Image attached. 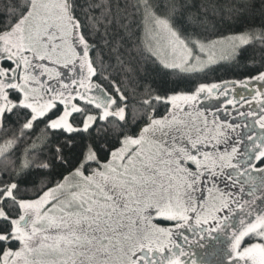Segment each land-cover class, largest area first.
I'll use <instances>...</instances> for the list:
<instances>
[{"label": "rangeland", "instance_id": "rangeland-1", "mask_svg": "<svg viewBox=\"0 0 264 264\" xmlns=\"http://www.w3.org/2000/svg\"><path fill=\"white\" fill-rule=\"evenodd\" d=\"M67 5L68 0H32L29 11L11 28L0 32V118L16 105L25 106L32 113L27 124L31 126L56 104L62 105V111L50 120L49 126L67 132L87 130L97 119L103 120L109 115L124 118V108H114L112 98L92 82L88 46ZM252 38L250 33H240L209 42L194 40L189 45L166 19L152 16L144 20L148 49L164 66L185 72L201 71L230 59L239 46ZM6 45L10 46L9 54L4 53ZM261 76L237 81L224 91L229 97H237L245 87L254 83L263 85L264 77ZM205 87L200 86L191 94L169 97V111L165 116L150 118L137 135L123 138L107 161L99 162L93 152L87 154L84 162H99L89 177L82 169H76L39 198L19 201L20 214L11 219V238L17 239L20 246L17 250L7 248L0 256V264H69L78 245L68 233L83 227L81 221L73 223L70 217L79 219L103 213L97 203L100 199L93 194L100 191L91 185L96 181L106 182L114 207L143 200V204L153 205L156 210L173 212V202L179 200V191H175V195L172 191L174 184L180 189L183 183L173 172L178 162L168 156L179 154L176 147L181 140L189 147L187 139L191 140L194 135L193 129L184 130L186 127L175 122V117L180 115H176L178 112L184 113L191 107L197 111L202 109V114L211 118L214 112L207 110L211 103L200 104L204 94L200 91ZM211 89H208V95H213ZM16 92L19 99L15 98ZM216 97L222 99L228 109L240 102L228 99L224 93ZM78 101L89 102L100 109L98 113L85 114L80 126L71 120L72 115L81 110ZM4 149L6 146L0 148V153ZM188 176L192 180L190 187L197 189L198 184ZM10 191L7 196L11 195ZM263 214L264 204L237 222L232 230L235 241L228 248V258L204 256L201 262L200 256L196 259L197 264H227L235 246L246 237L251 240L244 245L240 255L247 258L246 264H264V220L260 216ZM0 216L5 217V213L0 211ZM26 217H29L28 224L21 226ZM143 218L144 214L139 213L135 222H141ZM222 247L226 250V246ZM92 249V252L98 251ZM113 254L107 252L106 259Z\"/></svg>", "mask_w": 264, "mask_h": 264}, {"label": "trees", "instance_id": "trees-1", "mask_svg": "<svg viewBox=\"0 0 264 264\" xmlns=\"http://www.w3.org/2000/svg\"><path fill=\"white\" fill-rule=\"evenodd\" d=\"M32 0H0V32L11 28L30 9ZM68 12L88 46L92 82L124 108V118L109 115L87 130L67 132L49 126L62 111L56 104L35 119L29 108L16 105L0 118V246L17 250L11 219L20 214L19 201L39 198L81 167L92 173L109 159L125 137L138 134L150 118L169 111L167 99L194 93L200 86L237 82L264 73V3L261 0H68ZM166 19L189 45L240 33L252 39L233 56L204 70L185 72L164 66L148 49L144 20ZM10 64V63H9ZM17 93V92H16ZM19 99V93L15 96ZM81 110L71 120L80 126L85 114L99 107L78 101ZM94 153L96 162H84ZM11 189V195L7 191ZM248 238V242L251 240ZM264 251V250H263ZM0 254V256L2 255Z\"/></svg>", "mask_w": 264, "mask_h": 264}, {"label": "flooded vegetation", "instance_id": "flooded-vegetation-1", "mask_svg": "<svg viewBox=\"0 0 264 264\" xmlns=\"http://www.w3.org/2000/svg\"><path fill=\"white\" fill-rule=\"evenodd\" d=\"M6 46L4 53L9 54L10 46ZM262 75L263 78L264 73ZM234 83L203 85L206 87L200 91L201 94L204 92L200 104L211 103L207 108L214 112L211 118L204 116L202 109L197 111L191 107L186 108L184 113L178 112L176 115H180L175 117V122L186 127L184 130L193 129L194 135L191 140L187 139L189 147L181 140L177 143L179 147H176L179 154L168 156L178 162L173 172L183 184L180 189L174 184L172 191L174 195L175 191H179V200L173 202V212L160 210L157 214L182 220L177 230L186 240L178 242L191 243L194 260L203 251L200 235L209 245L217 246L216 256L228 258V248L235 241L232 230L237 222L264 204V84L254 83L242 89L237 97H229L224 90ZM209 88H212L213 95H208ZM222 93L228 99L240 102L228 109L222 99L216 97ZM215 100L217 103H214ZM78 169L83 170V167ZM89 174L85 173L88 177ZM188 175L198 184L197 189L190 187L192 180ZM91 185L100 191L93 194L100 199L97 203L103 213L79 216V219L70 217L73 223L81 221L83 227L68 233L71 239L77 240L78 245L77 250L72 252L69 264L81 261L82 264H129L131 251L158 230L155 224L149 228L152 211L156 208L143 204V200L114 207L106 182L101 180ZM139 213H143L144 218L141 222H135V216ZM260 216L264 220V214ZM222 246H226V250ZM91 248L99 252H92ZM107 252L114 253L110 259L105 257Z\"/></svg>", "mask_w": 264, "mask_h": 264}, {"label": "snow or ice", "instance_id": "snow-or-ice-1", "mask_svg": "<svg viewBox=\"0 0 264 264\" xmlns=\"http://www.w3.org/2000/svg\"><path fill=\"white\" fill-rule=\"evenodd\" d=\"M261 2L264 3V0ZM0 17L7 19L5 13H0ZM158 211V209L153 210L149 220V228L155 224L158 226V230L154 235L150 234L142 240L131 251L129 264H197V261L193 259L191 243L178 242V240H186V237L178 233L177 230V226L182 224V220L171 215L157 214ZM247 243L248 238L246 237L239 245L235 246L234 254H230L227 264H246L247 258L242 257L240 252ZM200 246L203 249L201 262H203L204 256H216L217 246L209 245L203 235H200ZM2 252L3 248L0 246V254Z\"/></svg>", "mask_w": 264, "mask_h": 264}, {"label": "water", "instance_id": "water-1", "mask_svg": "<svg viewBox=\"0 0 264 264\" xmlns=\"http://www.w3.org/2000/svg\"><path fill=\"white\" fill-rule=\"evenodd\" d=\"M27 225V217L22 221L21 226Z\"/></svg>", "mask_w": 264, "mask_h": 264}]
</instances>
